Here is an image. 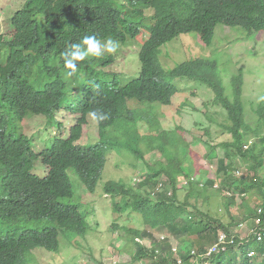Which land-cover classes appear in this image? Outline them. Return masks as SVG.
Returning a JSON list of instances; mask_svg holds the SVG:
<instances>
[{
    "label": "trees",
    "instance_id": "16d2710c",
    "mask_svg": "<svg viewBox=\"0 0 264 264\" xmlns=\"http://www.w3.org/2000/svg\"><path fill=\"white\" fill-rule=\"evenodd\" d=\"M219 25L241 29L249 36L264 32V0H27L15 12L11 19L13 39L6 42L0 36V48L8 49L7 58H0V95L5 92L10 102L7 108L14 111L19 121L34 113L55 119V123L56 115L63 110L77 118L67 138H54L40 152L35 148L36 139L24 133L16 134L15 141L3 135L5 124L0 119V168H3L0 189L9 190L12 198L9 206L0 207V264H22L36 249L57 253L61 237L70 242L85 238L91 230L87 216L79 207L65 204L76 196L69 172L74 170L85 189L94 194L103 178L109 152L121 149V152L127 149L139 161L151 151L160 158L147 164L139 191L123 182L105 185L104 192L112 198L114 210L117 214L130 210L148 229L166 230L182 244L177 261L171 246L157 245L159 242L153 240L150 231L129 230L137 245L135 260L155 256L159 262L153 264H264V134L253 128L264 127V110L260 107L255 110L261 117L255 126L248 122L243 78L234 79L235 99L230 100L214 61L197 77L187 71L188 65H177L169 71L158 60L162 48L183 35L196 34L210 47ZM91 35L101 39L111 37L121 47L142 38L145 44L140 54L141 75L114 88L87 86L83 75H99L114 64L116 55L106 54L80 62L72 85L73 78L66 75L68 70L63 66L61 54L71 44ZM181 79L211 88L217 104L211 103L222 106L230 115L226 131L231 139L217 146L224 156L217 158L215 180H203L208 172L195 167L190 145L180 138L179 132L189 135L190 131L176 125L178 147L170 150L167 147L171 145V132L162 128L160 120L161 124L154 123L153 115L161 111L153 104L171 105L176 94L185 91L176 86ZM44 86L51 88L42 92ZM129 100L149 105L148 110L131 107ZM93 110L108 113L109 119L98 123V143L81 146L78 143ZM143 123L147 127L145 135L139 126ZM57 126L63 129L62 123L57 122ZM110 131L113 139L108 141ZM206 136L210 137L209 129L196 142L204 146L208 160L215 156L210 153L217 148ZM38 162L48 169L44 182L29 174ZM186 163L192 164L190 169ZM243 168L246 172L240 173ZM195 170H199L202 183L201 180L191 185L179 183L182 177L192 181ZM166 180L172 186L170 194L157 191L161 182L166 187ZM184 189L188 193L180 201L179 193ZM214 195L223 198L221 205L230 217L229 222L221 216L210 221L208 212L207 218L199 217L198 202L209 201ZM237 198L242 200L240 205ZM255 200L261 201L258 206L262 214L253 208ZM233 207L245 212L234 217ZM33 222L39 223L32 228ZM242 226L254 230L246 237L241 232ZM234 229L239 233L233 232ZM224 236L227 243L221 244ZM146 239L154 245L151 250L139 244ZM215 245L219 248L210 254Z\"/></svg>",
    "mask_w": 264,
    "mask_h": 264
},
{
    "label": "rangeland",
    "instance_id": "374dc122",
    "mask_svg": "<svg viewBox=\"0 0 264 264\" xmlns=\"http://www.w3.org/2000/svg\"><path fill=\"white\" fill-rule=\"evenodd\" d=\"M26 1L0 0V33L8 39L14 34L10 25L11 19L19 8L22 9ZM138 43H142V38H139L136 42L130 41L127 46L122 48L120 46V51L115 54L116 59L114 64L104 70L105 74L100 73L92 77L83 75L82 80L86 81L87 86L93 88L101 86L114 88L126 80L138 78L142 70V63L140 61L141 46ZM182 44L186 45L185 48L182 47ZM198 51L200 52V56L209 57L218 64L220 68L219 78L222 80V85L226 88V95L230 100L235 99L234 79L243 78L244 85L242 90L244 93L243 99L246 118L248 122H251L255 126L257 120L255 110L258 107L264 110V102H257L258 98L264 95V32L249 36V33L241 29H231L219 25L216 28L215 39L210 49H202L199 37L196 34L183 35L162 49L160 62L163 67L170 71L177 65L195 58ZM187 85V83L181 80L176 81V86H179L182 90ZM193 85L194 87L196 86L195 84ZM192 93V89H188L184 93H177L173 98L172 104L168 106L153 104V106L161 111L159 115H153V120L157 125L161 121L162 128L171 132L169 134L171 145L167 147L170 150H173L171 148L178 147V131L175 129L176 125L182 126L190 131L189 135L180 134V138L185 139L186 144L190 145V149L192 150L191 158L196 162L195 167L208 172L207 178L203 180H215L217 179L215 172L218 170L216 159L223 157L224 152L218 147L210 153L211 155L215 154V156L207 160L204 154V146L200 142H196V139L200 138L206 129H209L210 137L206 136L205 139L212 146L217 147L218 144L230 140L231 136L226 133V126L228 124L227 122L230 121V115L220 106H215L211 103L215 99V91L212 90L211 92L208 89H204V87H199L195 91V94ZM208 103L211 105L207 106L209 105ZM136 104L137 102L135 100H129L131 107H134ZM155 111L153 109V112ZM2 113L11 117L9 108H6ZM76 118L70 112H63L57 115L56 122L54 123L55 120L49 121L43 116H31L25 120L28 123H25L22 132L26 133V135L28 134L27 136L31 139L35 136V148L40 152L44 149V146L51 144L55 137L67 138L68 130L75 125ZM57 122L62 123L65 126L64 129H60L57 126ZM139 126L141 128V134H147L145 123ZM110 133L111 131L109 132L108 141L113 139ZM262 133L264 134V128ZM99 141L98 123L93 122L89 116V124L85 128L83 139L78 144L81 146L94 145ZM154 145L157 146L158 142L154 141ZM121 151L122 149L109 154L108 164L105 168L103 178L94 194H90L85 189L80 177L74 170H70L69 172L75 185L76 196L72 200L65 201V204L79 207L87 216V220L91 226L89 234L85 238L79 237L72 242L67 238L61 237V249L59 252L51 253L44 249H37L34 251L35 259L33 260L30 257L26 264L158 263L159 260H156L155 256H151L142 261L134 259L137 245L132 241L133 236L128 231L135 229H146L150 231L153 234V240L159 242L157 245H160L162 248L166 244H171L172 248L180 250L182 247L180 240L171 236V234L169 235L168 231H152L143 224L141 218L134 215L130 210L122 211L121 214H117L114 210L112 198L106 196L104 192L105 185L108 182H123L134 185L135 178H143L142 175L147 173V164H154L160 158V155L156 154L155 151H151L146 153L143 160L139 161L127 149H124L123 152ZM163 159L166 158L164 157ZM186 164L187 168L190 169L192 164ZM33 172L40 177H45L47 175V168L41 162H38ZM245 172L244 168L240 171V173ZM193 175H195L196 180H201L202 183L199 170H195ZM238 176L240 175L238 174ZM166 181L168 182L166 187L160 186L158 191H166L167 194H170L172 192V186L168 180ZM134 186L137 187L136 185ZM183 191L179 193L180 201H184V196L188 193L185 192V189ZM2 193L1 190V196ZM241 202L242 200L237 198L238 205ZM222 203L223 198L217 195L210 197L209 201L204 199L200 200L198 202L200 209L199 217L203 215L201 219L207 218L208 212L211 214L208 217L210 221L220 219L218 216H221L225 222H229L230 217L226 209L221 205ZM260 203L261 201L255 200L253 202V208H260L258 206ZM232 212L234 217H236L240 213H244L245 210L239 207H233ZM38 223L33 222L32 228L37 226ZM19 226L22 227V224H19ZM235 229L233 232H238ZM253 230L254 228L250 229L247 226H242L241 228L242 234L246 237L249 231L253 232ZM153 246L150 240H146L145 247L148 250H151ZM174 257L178 258V255L175 254Z\"/></svg>",
    "mask_w": 264,
    "mask_h": 264
},
{
    "label": "clouds",
    "instance_id": "9594fccd",
    "mask_svg": "<svg viewBox=\"0 0 264 264\" xmlns=\"http://www.w3.org/2000/svg\"><path fill=\"white\" fill-rule=\"evenodd\" d=\"M10 25H11V22H10ZM12 28V27H11ZM13 30V29H12ZM14 32V31H13ZM0 36H2L4 38V41L6 42H9L13 39L14 37V34L11 38H7L5 37L3 34L0 33ZM199 37V36H197ZM174 41V40H173ZM171 41V42H173ZM199 41H200V45L202 46V49H210V47L204 42L201 40V38L199 37ZM170 42V43H171ZM139 44V43H138ZM145 42H142L141 44H139L141 46V50H140V54L142 53V49H143V46H144ZM168 45V44H167ZM183 48H185L186 45L182 44ZM166 46V45H165ZM164 46V47H165ZM163 47V48H164ZM120 42L117 41V40H114L113 38L111 37H108V38H105V39H101V38H98L96 35H91V36H84L82 38L81 41H79L78 43H73L71 44V46L65 51L63 52L61 55H62V60H63V66L67 71L66 75L69 76L70 78H73L72 80V85L74 83V80L76 78V76L78 74H75L78 70V65L80 62H84L86 61L87 59L89 58H99V57H102L104 55H115L118 50L120 51ZM122 48V47H121ZM162 48V49H163ZM144 51V50H143ZM178 54H180V52H178ZM162 55V50H161V53L159 55V62H160V57ZM8 56V49L6 47H1L0 48V58L1 59H4V58H7ZM213 60L209 57H204V56H200V52L198 51L197 52V55L195 58L191 59V60H188L184 63H181L180 65L182 64H185V65H188V67L186 68L187 71L190 73V74H195V76H200L202 75L203 71H204V68L210 63L212 62ZM215 62V61H214ZM161 64V62H160ZM218 65V64H217ZM110 67V66H109ZM219 67V66H218ZM220 70V68H219ZM181 81L187 83V87L184 89L185 91H182L180 93H184L186 92V90L188 89H192L193 93L199 89L198 87V83H191L189 82V79H181ZM191 83V84H190ZM54 84V83H53ZM195 84L196 86L194 87ZM51 87H41L42 89V92H45L47 91L48 89H50ZM179 88V87H178ZM180 89V88H179ZM204 89H208L210 91H212L211 88H204ZM4 90V89H3ZM182 89H180L181 91ZM4 92V91H3ZM192 93V94H193ZM173 101V100H172ZM257 102H264V95L260 96L257 100ZM9 101L6 100V97H5V92L0 95V119L4 120V124H5V128L3 129L2 131V134L5 135L7 138H9L10 140L12 141H15V136L16 134H22L24 132H22V129L24 128L25 126V123H28V122H25V120H27L29 117L31 116H43V117H46L49 121H53L51 120V118L47 117V116H44V115H35L34 113H28L26 116H24L20 121L18 119V116L14 113V111H11V117H8L7 115H5L4 113H2L6 108L7 106H10L9 105ZM214 104H217V100L213 102ZM134 107H143L145 108L146 110H148V106L147 105H138V103L134 106ZM224 111L225 109L220 106ZM63 112H69V111H66V110H63V111H60V113H63ZM227 112V111H225ZM58 113V114H60ZM71 113V112H70ZM264 113V112H262ZM57 114V115H58ZM72 114V113H71ZM56 115V117H57ZM91 118V120L93 122H96V123H100V122H103V121H106L107 119H109V114L106 113V112H103V111H100V110H93L91 111L89 114H88ZM55 117V118H56ZM257 119H260L261 120V117L259 116V114H257ZM55 120V119H54ZM256 120V119H254ZM257 122V120H256ZM251 123V122H250ZM261 125L259 126H255L253 128H258L259 129V132H262L263 131V128L264 127H260ZM263 126H264V123H263ZM65 126H63V129H64ZM182 127V126H181ZM14 128H19V130H15ZM183 128V127H182ZM185 130V128H183ZM167 130V129H166ZM178 131V130H177ZM69 132V130H68ZM183 132H179V135L182 134ZM226 133H229V131L227 130ZM26 135V133H24ZM28 135V134H27ZM26 135V136H27ZM29 137V136H28ZM58 137V136H57ZM55 137V138H57ZM30 138V137H29ZM60 138V137H59ZM62 138V137H61ZM33 139H35V136L33 137ZM252 144V142L250 143ZM219 145V144H218ZM88 146V145H87ZM216 147V146H214ZM217 148V147H216ZM113 152V151H110L109 154ZM109 154H108V157H109ZM217 160V159H216ZM42 163V162H41ZM217 163H218V160H217ZM43 164V163H42ZM108 164V162H107ZM44 165V164H43ZM36 166V165H35ZM45 166V165H44ZM46 167V166H45ZM35 168V167H34ZM34 168L32 169V171H29V174L35 178L37 181H42L44 182V179L47 177L48 175V169H47V175L45 177H40L36 174H34L33 170ZM47 168V167H46ZM3 170V168H0V172ZM105 171V170H104ZM147 174V173H146ZM142 175L143 177L146 175ZM240 175V174H239ZM143 178H135L134 179V185H136L137 187H135L133 184L130 185V187L134 188L135 190L139 191V184L142 182ZM197 180H196V177L192 180V181H189L186 177H183L179 180V183H182V184H185V185H191L192 183H195ZM134 186V187H133ZM160 186H164V184L161 182L159 183V185L157 186V191L159 190V187ZM138 188V189H136ZM2 190V196L0 194V207H6V206H9V203H11L12 201V198H11V194H10V191L8 190V192L5 191L4 188H1L0 191ZM259 209V208H257ZM258 212L260 214L263 213V210L262 209H259ZM88 221V220H87ZM89 223V222H88ZM245 225H248V224H245ZM79 238V237H78ZM77 239V238H76ZM146 240H150V239H146ZM146 240L145 241H141V244L145 249H147L145 247V244H146ZM151 241V240H150ZM221 244H225L227 243V237H221V240H220ZM169 246H171V244H168ZM171 249H172V252H173V257L175 256V254L178 255V250L176 248H172L171 246ZM35 250V249H34ZM37 250V249H36ZM148 250V249H147ZM26 253V251L22 252L20 256L24 255ZM160 253L159 250L156 251V255H158ZM34 251L32 252L31 255H27L23 261L22 264H26L28 259L31 257L33 260L35 259L34 258ZM175 259L178 261V258L175 257Z\"/></svg>",
    "mask_w": 264,
    "mask_h": 264
},
{
    "label": "bare ground",
    "instance_id": "6f19581e",
    "mask_svg": "<svg viewBox=\"0 0 264 264\" xmlns=\"http://www.w3.org/2000/svg\"><path fill=\"white\" fill-rule=\"evenodd\" d=\"M259 34V33H258ZM253 36V35H252ZM215 39V38H214ZM214 42V41H213ZM244 85V84H243ZM204 88H206V87H204ZM212 92V91H211ZM193 94H195V92L193 93ZM214 97H215V94H214ZM243 98H244V96H243ZM243 101H244V99H243ZM245 106V105H244ZM64 119V118H63ZM228 124H229V122H227ZM227 124V125H228ZM252 144H249V146H251ZM249 146H247V148L249 147ZM219 247H218V245H215L214 247H212L211 248V252H210V254L211 253H214V252H216L217 251V249H218Z\"/></svg>",
    "mask_w": 264,
    "mask_h": 264
}]
</instances>
